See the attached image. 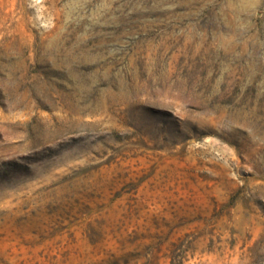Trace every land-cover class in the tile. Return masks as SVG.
<instances>
[{
  "label": "rangeland",
  "instance_id": "1",
  "mask_svg": "<svg viewBox=\"0 0 264 264\" xmlns=\"http://www.w3.org/2000/svg\"><path fill=\"white\" fill-rule=\"evenodd\" d=\"M0 264H264V0H0Z\"/></svg>",
  "mask_w": 264,
  "mask_h": 264
}]
</instances>
